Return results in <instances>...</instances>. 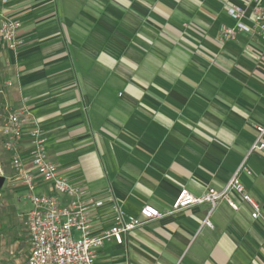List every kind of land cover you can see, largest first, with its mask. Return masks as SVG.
I'll use <instances>...</instances> for the list:
<instances>
[{
	"label": "crops",
	"instance_id": "0c3cea01",
	"mask_svg": "<svg viewBox=\"0 0 264 264\" xmlns=\"http://www.w3.org/2000/svg\"><path fill=\"white\" fill-rule=\"evenodd\" d=\"M2 1L25 45L0 51V123L9 111L36 118L59 175L81 201L102 202L89 212L91 236L113 226L115 208L138 217L149 205L163 215L122 244L104 242L94 264H264V150L239 176L257 220L235 192L237 210L219 201L212 228L202 225L207 204L167 214L181 189L195 198L221 191L264 126V43L220 34L235 24L228 7H241L251 27L264 0ZM28 148L25 137L17 150L25 163ZM11 159L0 136V210H25L21 225L31 206ZM34 184L36 195H53L35 176Z\"/></svg>",
	"mask_w": 264,
	"mask_h": 264
},
{
	"label": "built area",
	"instance_id": "2783aa9c",
	"mask_svg": "<svg viewBox=\"0 0 264 264\" xmlns=\"http://www.w3.org/2000/svg\"><path fill=\"white\" fill-rule=\"evenodd\" d=\"M2 3L5 1L3 0ZM226 13L235 24L233 27H220L223 40L232 41L237 33H254L264 43L263 7L256 6L253 9L251 27L241 22L245 17L241 7L230 6ZM20 31L21 24L18 20L5 17L0 12V51L16 52L22 48L25 41ZM256 130L257 138L250 147L247 157L221 191L208 189L204 196L195 198L187 190L181 189L167 214L186 210L195 205L207 204L209 212L202 225L212 228L208 217L219 201L225 200L232 210H237L236 205L228 198L229 193L235 192L240 194L243 201L250 206L251 219L260 218L258 204L246 194L239 181L242 173L249 174L246 169L248 156L264 150V126L257 127ZM0 136L4 149L12 154V168L18 180L25 186L26 199L31 206L21 218L28 245V255L23 264H94L96 250L104 242L114 240L117 244H122L124 235L163 216L149 205L140 209L138 217H126L115 208L113 226L102 236L93 237L90 235L89 212L91 208L101 207L102 202L94 199L81 201L83 192L59 175L56 165L48 160L47 136L36 118L25 109L17 112L9 111L0 123ZM25 137L29 143L27 163L17 151L21 140ZM26 164L32 168L33 173L27 170ZM34 176L50 185L53 195H36ZM56 196H66L71 201L67 206H60ZM73 232L79 233L78 238L73 237Z\"/></svg>",
	"mask_w": 264,
	"mask_h": 264
},
{
	"label": "rangeland",
	"instance_id": "374dc122",
	"mask_svg": "<svg viewBox=\"0 0 264 264\" xmlns=\"http://www.w3.org/2000/svg\"><path fill=\"white\" fill-rule=\"evenodd\" d=\"M4 189L5 185L0 192ZM24 211L0 210V264H21L27 253V242L20 230L22 224L19 225L17 218L18 213ZM73 237L78 238V233L73 232Z\"/></svg>",
	"mask_w": 264,
	"mask_h": 264
},
{
	"label": "water",
	"instance_id": "95a60500",
	"mask_svg": "<svg viewBox=\"0 0 264 264\" xmlns=\"http://www.w3.org/2000/svg\"><path fill=\"white\" fill-rule=\"evenodd\" d=\"M2 183H3V180H2V178H0V188L2 186Z\"/></svg>",
	"mask_w": 264,
	"mask_h": 264
}]
</instances>
